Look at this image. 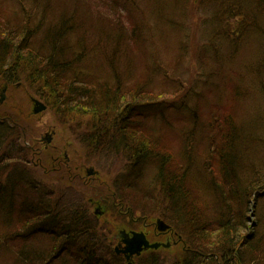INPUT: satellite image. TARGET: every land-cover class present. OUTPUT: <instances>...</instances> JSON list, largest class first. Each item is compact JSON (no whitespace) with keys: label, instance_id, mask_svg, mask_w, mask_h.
<instances>
[{"label":"trees","instance_id":"1","mask_svg":"<svg viewBox=\"0 0 264 264\" xmlns=\"http://www.w3.org/2000/svg\"><path fill=\"white\" fill-rule=\"evenodd\" d=\"M130 1L101 0L111 19L89 12L87 0H23L18 11L0 0V83L41 98L60 123L79 129L90 153L122 156L111 212L142 216L129 223L135 229L145 219L164 220L182 244L169 264H264V0H200L231 48L225 62H236L250 40L261 49L219 81L220 59L208 64L200 52V89L167 75L150 43L154 27ZM132 58L140 61L134 81ZM157 75L176 89L157 92ZM22 136L11 113L0 112V264H127L98 236L93 214L53 198L21 165L31 159ZM148 253L133 264H162Z\"/></svg>","mask_w":264,"mask_h":264},{"label":"rangeland","instance_id":"2","mask_svg":"<svg viewBox=\"0 0 264 264\" xmlns=\"http://www.w3.org/2000/svg\"><path fill=\"white\" fill-rule=\"evenodd\" d=\"M21 2L23 0H20V2L18 0H3V5L5 7L10 5L11 9L18 11ZM100 2L101 0H87V3L90 4L89 12L91 10L94 11L97 17V11L100 9L101 14L98 13L101 17L104 15L115 19L116 16L112 15V11L108 10L110 7L103 2L98 5ZM147 2L148 6L143 4L144 0H131L128 3V7L133 9L137 15L148 18L150 26L154 27V29L151 28L152 31L150 30V43L155 41L161 62L167 69V75L174 77L178 74L185 85L191 82L195 88L198 87L200 89L201 80L203 79L201 74L203 65L201 62L204 60H207L208 64L216 66L219 65L220 59L222 65L217 68L219 73L217 81H219L220 77L229 76L233 70H235V73L238 72L242 64L254 59L251 58L254 50L257 54H260L259 42L250 40V42L239 49L236 62H225L224 55L227 56V51H231V48L228 49V46L224 45L225 40L222 41L217 36L216 31L220 29L221 24L215 18L214 11L206 5H200V0H156L155 6H153V3L151 5L149 1ZM83 7L88 10L86 4ZM127 11L122 9V14L127 15ZM154 14L158 16V22H156ZM83 17L86 18L84 14ZM123 24L128 26L127 18H123ZM215 48L218 53L217 61L214 60L213 56ZM129 52L131 53L132 51L130 50ZM200 52L202 54L201 62L198 61ZM180 55L184 57L182 64L178 58ZM138 62L140 61H136L135 58H132L130 62L128 71L132 81L139 78L137 70H139L140 64ZM177 67H179L180 72L176 73ZM196 71L198 72L196 73ZM156 77L162 81L161 83L158 81L155 84V81H153L157 92L163 89L168 91L176 89L168 81L164 82L162 80L163 76L157 75ZM195 78L199 80L196 81ZM3 91L5 97L0 103V106L3 107L0 112L6 115L11 113L14 122L23 134L22 145L27 147L28 154L31 157V159L22 162L21 165L28 169L31 175L35 176L36 181L40 180L43 182L44 186L41 185L42 190H52L55 193L53 198L62 195V201L71 202L70 208L81 207L86 210V214H93L98 220V236L101 239H104L105 236L108 241L112 240L116 244L118 242L117 234H119L121 229L123 230V228L127 227L126 222L129 217L126 216L125 212H123V215L120 212L121 214H118V216L112 213L110 206L106 203L104 204L103 212L100 213L99 208L94 204L99 203L102 206V192L106 193L112 190L114 179H118V182L120 181L123 175L121 169L124 170L125 165L123 164L124 159L122 156L119 154L112 155V151L105 150L95 154L90 153L80 140L79 129L72 125L60 123L48 108L46 111L33 114V102L31 99L39 97L31 91H27L25 87H8L0 83V95ZM252 104L258 106L261 104L258 96L252 100ZM51 132H54L52 141L49 144L41 142V137ZM171 141L169 145L172 144ZM180 144L184 145L183 142ZM261 150L263 152V163L261 165L264 167V145ZM21 161L19 159L10 164L9 170L14 165L19 166ZM90 167L93 168L94 172L89 175L87 170ZM263 183L264 181H262V187L258 191L260 192V197L264 195ZM109 202H111L110 198ZM261 204H264L262 200ZM96 210L98 211L97 213ZM258 212L263 215L260 211ZM139 217L142 218L138 214V219L143 220ZM261 217L259 218L256 215L254 219L250 218L252 222H249V224L254 227L255 223L261 221ZM155 220L145 219L144 221L146 224L147 222L148 224H154L152 229L138 227L136 230H144L150 237H153V241L155 238H166L155 235L153 231L156 228ZM128 223H133V221L130 219ZM115 244H112L113 247ZM181 249V245L178 244L168 248L160 247L157 250H153V252L156 253L157 260L160 263L169 264L173 261V256ZM148 252L150 251L143 253V255L149 254ZM135 262L136 259L134 260Z\"/></svg>","mask_w":264,"mask_h":264},{"label":"water","instance_id":"3","mask_svg":"<svg viewBox=\"0 0 264 264\" xmlns=\"http://www.w3.org/2000/svg\"><path fill=\"white\" fill-rule=\"evenodd\" d=\"M4 91L0 96V103L4 100ZM33 102V109L32 113L33 114H38L47 109L46 104L36 98H32ZM54 132L51 133H46L44 137L41 138V140L45 143H50L52 140V135ZM94 170L92 167H90L87 170V174H93ZM98 211L96 210V213ZM253 216V215H251ZM156 224V229L159 232H165L169 229V225L162 219L157 218L155 221ZM120 238L124 244L122 249H117L115 247L116 252H122L125 255L126 260L128 261V264H132L131 260L134 256H139L143 250H146L148 248L152 249H157L160 246L164 248H168L170 246V243H158V242H153L150 243L149 240L146 238L145 233L141 231H131L126 232L125 230H121L119 232Z\"/></svg>","mask_w":264,"mask_h":264},{"label":"flooded vegetation","instance_id":"4","mask_svg":"<svg viewBox=\"0 0 264 264\" xmlns=\"http://www.w3.org/2000/svg\"><path fill=\"white\" fill-rule=\"evenodd\" d=\"M103 191V190H102ZM115 196V194L113 193V192H110L109 194L106 192H102V206L99 204V203H95L94 205L97 207V208H99V212L100 213H102L103 212V208H104V204L106 203L107 205H109L110 206V209H111V206H113V207H116L117 206V203L115 202V199L113 198ZM109 198L111 199V202H109ZM114 200V201H113ZM130 219L131 218H127V222H126V228H123V230H125L126 232H131V231H142V232H144L145 233V235H146V238L149 240V242L150 243H152V242H158V243H167V242H169L170 243V246H172V245H178V244H180V245H182L181 244V241H180V237L177 235V233L175 232V231H173V230H171V228H169L167 231H165V232H159L156 228L153 230L154 232H155V235L156 236H163V237H166V238H163V239H165L164 241H162L163 239H158V238H155V240L153 241L152 239H153V237L151 236H149L148 235V233L147 232H145L144 230H136L135 228H133V227H131L132 226V224H129L128 222L130 221ZM132 221H133V223L134 222H136V219H131ZM137 221H138V219H137ZM123 222V221H122ZM143 226L144 227H142V228H147V225H146V222H143ZM136 228H138V227H136ZM122 230V229H121ZM120 230V231H121ZM117 237H118V242L115 244V242L114 241H112V240H107V238L104 236V240H107L108 241V244L112 247V249L114 250V252L116 253V254H118V255H121L122 257H124V259H125V255L122 253V252H116V250H115V247H117V249H122L123 248V246H124V244H123V242H122V240H121V238H120V235L119 234H117ZM112 244H115L114 245V247H113V245ZM169 246V247H170ZM161 247V246H160ZM159 247V248H160ZM158 248V249H159ZM164 248V247H163ZM181 248H182V246H181ZM153 250H157V249H152V248H148V249H146V250H144V251H142V254L143 253H146L147 251H153Z\"/></svg>","mask_w":264,"mask_h":264}]
</instances>
